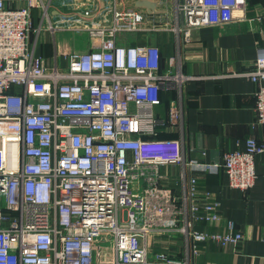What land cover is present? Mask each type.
I'll return each instance as SVG.
<instances>
[{"label": "built area", "instance_id": "built-area-1", "mask_svg": "<svg viewBox=\"0 0 264 264\" xmlns=\"http://www.w3.org/2000/svg\"><path fill=\"white\" fill-rule=\"evenodd\" d=\"M17 1L11 8L0 0V264H190L202 244L240 246L244 234L188 173L222 171L232 187L248 190L264 141L248 139L245 151L217 163L187 159L183 140L163 136L184 132L192 77L179 64L171 69L173 59L163 63L159 46L120 35L167 30L158 22L167 12L151 10L149 18L116 8L109 26H94L86 12L77 31L89 34L91 48L51 63L31 40L32 11L48 17L50 1ZM245 9L246 0H175L170 30L179 45L196 29L246 19ZM253 67L236 75L258 85L256 121L264 128V48ZM171 92L177 97L165 117L163 94ZM181 165L180 185L162 173ZM181 237L185 257L170 246L157 250Z\"/></svg>", "mask_w": 264, "mask_h": 264}, {"label": "crops", "instance_id": "crops-1", "mask_svg": "<svg viewBox=\"0 0 264 264\" xmlns=\"http://www.w3.org/2000/svg\"><path fill=\"white\" fill-rule=\"evenodd\" d=\"M7 1L11 8L22 5L17 0ZM49 1L48 17H43L40 9L32 11L35 31L31 40L36 54L51 63L59 53L76 52L73 45L76 49L82 48L80 52L91 48L89 34L77 31L87 21V16L94 26H109L116 8L148 13L149 18H153L149 14L151 10L167 12L162 20L158 17L159 26L168 27L167 30L153 33L143 28V31L121 34L120 38L127 44L159 46L166 59H173L171 69L181 68L186 76L192 77L185 85L184 132L171 129L170 133L163 135L183 140L187 159L222 163L226 153L245 151L248 139L264 141V128L256 121L258 85L247 77L236 75L251 71L264 48V0H246L243 15L246 19L196 29L189 41H185L182 35L179 45V38L170 30L174 22L175 0ZM258 18L260 20L249 23V19ZM69 41L72 42L69 44ZM178 64L179 68L176 67ZM176 97L177 94L172 92L163 94L162 116L167 117L170 102ZM254 168L256 180L248 190L232 187L222 171L188 173L197 177L198 191L210 193L220 204L225 219L234 221L245 236L243 243L236 248L214 243L200 245L199 253L190 255V264H264V152L255 156ZM182 171V165L162 169L163 174L178 180L179 185ZM197 227L227 233V228L215 224L199 223ZM169 246L179 257H185L186 243L182 237L175 241L166 239L156 248L163 250Z\"/></svg>", "mask_w": 264, "mask_h": 264}, {"label": "rangeland", "instance_id": "rangeland-1", "mask_svg": "<svg viewBox=\"0 0 264 264\" xmlns=\"http://www.w3.org/2000/svg\"><path fill=\"white\" fill-rule=\"evenodd\" d=\"M140 13H141V12H140ZM142 14L144 15L145 13H142ZM130 36L135 37V35H130ZM76 38H77L76 40H80L79 37H76ZM65 42L68 43V40H66ZM71 42H72V41H71ZM71 42L69 41V44H70ZM78 42H79V41H78ZM80 44H81V43H80ZM82 44H83V43H82ZM73 47H74V50H76V52L79 51L80 49H82V48H80V49L77 48V49H76V46H74V45H73ZM74 52H75V51H74Z\"/></svg>", "mask_w": 264, "mask_h": 264}, {"label": "trees", "instance_id": "trees-1", "mask_svg": "<svg viewBox=\"0 0 264 264\" xmlns=\"http://www.w3.org/2000/svg\"><path fill=\"white\" fill-rule=\"evenodd\" d=\"M163 56V55H162ZM165 60H167L164 56H163V63H165Z\"/></svg>", "mask_w": 264, "mask_h": 264}]
</instances>
